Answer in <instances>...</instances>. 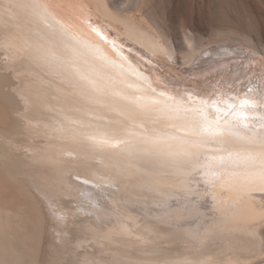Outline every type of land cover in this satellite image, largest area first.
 Listing matches in <instances>:
<instances>
[{
  "label": "bare ground",
  "instance_id": "1",
  "mask_svg": "<svg viewBox=\"0 0 264 264\" xmlns=\"http://www.w3.org/2000/svg\"><path fill=\"white\" fill-rule=\"evenodd\" d=\"M122 1L120 6L117 0H63L61 9L54 0H0V37L7 44L8 55L32 74L30 79L34 81L20 88L18 80L0 64V264H80L85 259L96 264H125L131 260L147 264L156 260V264H162L172 259H187L192 264L208 259L217 264H261L264 195L259 191L222 194L217 189L205 195L204 186L193 183L191 195L197 202L190 200L187 208L173 206L168 211L170 216L179 212L188 220L195 219V223L168 231H161L150 217L132 213L140 218L135 224L129 222L131 235H123L116 223L108 221L97 227L95 216L87 215L90 208L82 193L89 189L78 186L71 177L92 175L106 180L120 168L135 167L131 162L125 163L115 149L98 153L95 158H76L86 146L66 131L65 117L90 123L92 126L86 131L98 140L121 131L108 124L116 119L114 115L100 121L96 119L98 111L88 109L89 85L80 77L88 76L100 64V54L121 63L117 52L105 45L93 28L103 30L109 39L116 40L118 47L123 45V54L133 68L139 66L144 75L157 80L163 73L182 87L187 81L208 88L218 73L219 78H228L232 66L221 51L226 45L238 48L241 43H248L264 48V11L259 16L263 20L257 18L262 23L254 20L260 23L253 25L255 42L236 37L237 34L206 40L202 34L189 30L202 43L194 51H186L184 38L181 39L182 55L178 56L176 46L142 13L147 0ZM261 3L264 6V0ZM8 4H37L44 5V9L13 7L5 16ZM41 14H46L47 23L40 19ZM154 32L164 38L170 49L167 56L157 55L158 69L139 59L144 52L151 53ZM205 49L211 52V58L203 55ZM177 57L183 60L182 65L177 64ZM115 71L111 69L106 74L113 76ZM128 83L135 81L130 79ZM61 128L65 129L63 133L58 131ZM30 141L44 147H31ZM68 152L73 155H66ZM152 171L165 175L159 167ZM141 183L137 175L124 177L115 201L131 203L141 198L143 203L146 197L147 203L152 204L159 199L151 192H142ZM51 207H56L59 215L67 214L59 227L53 221ZM190 230L209 232V239L200 243L185 235ZM102 235L106 238H100Z\"/></svg>",
  "mask_w": 264,
  "mask_h": 264
},
{
  "label": "snow or ice",
  "instance_id": "2",
  "mask_svg": "<svg viewBox=\"0 0 264 264\" xmlns=\"http://www.w3.org/2000/svg\"><path fill=\"white\" fill-rule=\"evenodd\" d=\"M13 7L44 9V5L37 4H8L5 16ZM40 19L47 23L46 14H41ZM92 31L117 52L121 63L116 64L100 54V64L93 67L88 76L80 77L89 85L88 109L89 112L98 111L96 119L100 121L109 114L114 115L116 119L109 120L108 124L121 131L119 135L98 140L86 131L92 126L90 123L65 117L66 131L72 139L86 146L85 152L77 154L76 158L82 155L95 158L98 153L115 149L125 163L135 166L134 170L120 168L106 180L92 175L71 177L78 186L89 189L82 195L90 208L87 215L95 216L97 227L112 221L121 234L131 235L129 222L135 224L140 218L132 213L150 217L161 231L182 228L185 223L194 224L195 219L188 220L179 212L170 216L168 211L173 206L187 208L186 202L190 200L197 202L191 195L193 183L202 184L205 195L217 189L222 194L248 190L264 195V48L257 49L248 43H241L238 48L235 45L222 48L232 66L228 78H219L218 73L208 88L187 81L182 87L180 82L169 81L163 73L158 80L144 75L139 66L132 67L123 54V45L118 47L116 40L109 39L101 29L93 28ZM152 35L151 53L144 52L139 59L158 69L157 55L167 56L170 49L162 36L155 32ZM183 38L186 51H194L202 43L187 29H184ZM96 52L99 54L100 49ZM203 55L212 56L206 49ZM176 60L178 65L183 64L179 57ZM111 69L116 70L113 76L106 74ZM130 79L135 83H128ZM58 131L63 133L65 129ZM154 167L162 168L165 175H157L152 171ZM129 175H137L142 181V192H151L159 199L152 204L147 203L146 197L143 203L141 198L131 203L115 201L119 185ZM161 180L165 182L163 185L159 183ZM49 211L57 227L66 221L67 214L59 215L56 207ZM59 235L62 240L63 233ZM185 235L204 243L210 233L190 230ZM80 264H96V261L85 259ZM162 264H192V261L172 259ZM200 264L217 262L208 259Z\"/></svg>",
  "mask_w": 264,
  "mask_h": 264
},
{
  "label": "rangeland",
  "instance_id": "3",
  "mask_svg": "<svg viewBox=\"0 0 264 264\" xmlns=\"http://www.w3.org/2000/svg\"><path fill=\"white\" fill-rule=\"evenodd\" d=\"M120 1L122 0H117L116 4H118L119 2V5L121 6L123 1L122 2ZM147 1L145 2L142 1L144 3L143 4L144 9L142 10V13L149 16L151 21L155 25L157 24L159 27L157 25L156 26L159 29H161V32L162 33L164 32L163 34H165L167 38L176 46L178 56L182 55L180 45L182 44L181 39H183V37L179 38V36L180 35L183 36L182 32H184L185 26L186 29H188V31L190 30L194 33L202 34L203 37L205 36L204 38L206 40L211 38V36L218 37L220 35H223V36H230V38H232L236 36L235 34H237L238 36L236 37H240L242 39H247V40L249 39L253 41L255 39L254 37H256L254 36L256 35V32L253 29V25L260 24L262 23L261 21L263 20L262 17H259L260 15H262V12L264 11L263 3H261L262 0H147ZM54 2L56 5L57 4L59 5V6L57 5L59 8L62 9L63 0L59 2L54 0ZM259 3H261L262 5ZM251 14H253L254 17ZM157 16L160 17L158 18ZM257 18H260L262 20ZM254 20L259 21L260 23ZM1 36L3 35L1 34ZM233 40L234 39H232V41ZM6 46L7 44L4 38L2 39L0 37V54L2 53L0 55L1 56L0 64L3 65L2 67L4 66L6 67V68L4 67L5 69L3 68L4 71L8 70V72H10L13 75L15 80L16 81L18 80L17 82L20 88H23L25 85L28 86L29 84H31V81L34 82L32 79H30L32 78L31 76L32 74H29L28 71L22 69L20 67V64L17 63V61L14 60L12 56L8 55L10 51ZM227 46L228 45H226L225 47ZM40 144L41 143H39L38 145L37 141H30L31 147H34L35 145L36 147H39ZM41 146L44 147V144H41ZM129 262H125V264H147L140 261H132V260ZM155 262L156 260L154 262L150 261L148 264H156Z\"/></svg>",
  "mask_w": 264,
  "mask_h": 264
}]
</instances>
